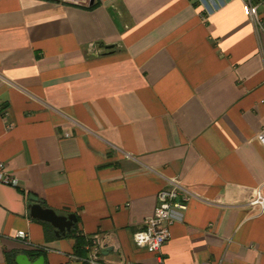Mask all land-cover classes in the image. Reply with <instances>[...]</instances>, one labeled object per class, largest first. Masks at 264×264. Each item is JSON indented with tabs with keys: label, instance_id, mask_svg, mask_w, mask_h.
Wrapping results in <instances>:
<instances>
[{
	"label": "crops",
	"instance_id": "1",
	"mask_svg": "<svg viewBox=\"0 0 264 264\" xmlns=\"http://www.w3.org/2000/svg\"><path fill=\"white\" fill-rule=\"evenodd\" d=\"M247 3L0 0V161L77 234L112 236L103 263L264 264V212L247 203L264 192V26ZM172 176L191 198L159 259L132 235ZM74 252L0 205V264H85Z\"/></svg>",
	"mask_w": 264,
	"mask_h": 264
},
{
	"label": "built area",
	"instance_id": "2",
	"mask_svg": "<svg viewBox=\"0 0 264 264\" xmlns=\"http://www.w3.org/2000/svg\"><path fill=\"white\" fill-rule=\"evenodd\" d=\"M264 3V0H262ZM59 3H68L74 5H86L89 0H58ZM259 3L254 4L252 0H248L247 9L249 17L259 27L264 26L263 20L258 13ZM258 141L264 146V130L257 136ZM167 185L156 194V205L153 212L144 220L142 229L136 231L132 235L133 242L136 246L145 248L149 252L156 253L161 259L163 245L171 237V227L174 223L172 210H186L191 198L190 192L183 186L178 176L166 178ZM0 183L17 187V178L10 173L7 165L0 161ZM248 205L257 207L259 213L264 212V192L258 189L248 199ZM15 237L24 245L31 246L36 252L48 251L47 247L42 245H33L29 234L20 230ZM113 237L110 235L90 237L89 243L86 245L87 254H72L70 257L74 260H80L85 264H105L101 261V254L105 248L114 246ZM161 262V260H160ZM127 264H144L129 262Z\"/></svg>",
	"mask_w": 264,
	"mask_h": 264
},
{
	"label": "water",
	"instance_id": "3",
	"mask_svg": "<svg viewBox=\"0 0 264 264\" xmlns=\"http://www.w3.org/2000/svg\"><path fill=\"white\" fill-rule=\"evenodd\" d=\"M113 21L119 30L123 27L117 14L109 9ZM110 50L114 45H103ZM0 205L12 213L18 215H28L31 219L49 223L54 228L57 238L65 237L71 233L76 221V214L73 212L59 213L53 208L44 206L35 195H26L17 190L16 187L0 183ZM16 264H44V256L38 255L35 260H31L25 253L15 256Z\"/></svg>",
	"mask_w": 264,
	"mask_h": 264
},
{
	"label": "trees",
	"instance_id": "4",
	"mask_svg": "<svg viewBox=\"0 0 264 264\" xmlns=\"http://www.w3.org/2000/svg\"><path fill=\"white\" fill-rule=\"evenodd\" d=\"M75 227H76V223H75L71 233L68 234L67 236H71L75 239V252L74 253L77 255H84L82 250L85 249V246L89 243L90 238H86L83 235L77 234L75 231V229H76ZM11 262L14 263L13 257L11 258Z\"/></svg>",
	"mask_w": 264,
	"mask_h": 264
}]
</instances>
